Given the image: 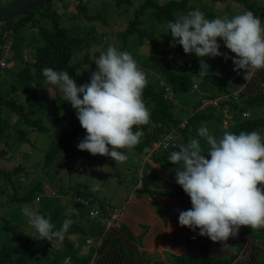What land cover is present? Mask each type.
<instances>
[{
	"label": "rangeland",
	"instance_id": "rangeland-1",
	"mask_svg": "<svg viewBox=\"0 0 264 264\" xmlns=\"http://www.w3.org/2000/svg\"><path fill=\"white\" fill-rule=\"evenodd\" d=\"M118 1L119 0H84L83 2L89 15L99 14L107 19V23H103L102 20L89 22L84 19L82 14L76 9L79 2L78 0H52L51 2L53 4L52 8L60 15V19L64 25L69 29H73L76 34L88 36L94 31L93 33L98 38L91 47V50L96 48L105 50L109 46H114L120 51H127L133 56L138 67L147 74L148 84L152 83L154 77H156V73L150 68L147 69L143 67L145 59L149 54V42L146 41L144 44H140L138 38L134 36L131 37L126 46L122 48L123 42L120 41L119 35V33L127 28L128 22L133 18L135 10L144 0H131V4L124 3L121 5H118ZM168 1L170 0H159L160 3ZM191 4L200 11H214L220 18L225 19H230L237 14L247 11L243 4L235 0H225L222 3H215L212 2V0H191ZM10 5L11 2L9 0H0V8H6ZM254 7L259 10H264V0H254ZM184 14V12H178L177 18ZM43 24L50 26L51 22L49 19L45 18ZM31 25V23L26 24V27L21 30L14 42H12V35L10 32H8L4 39L0 37V46H3V50H0V62H5L8 66L6 69L0 68V83H2L3 89H8V93L14 101L24 104L27 102V97L21 87L19 74L26 64V61H30L31 59L30 57L32 54L30 55V47H35L40 42V28L38 24L35 26ZM143 26L149 31L156 32L160 39L170 40L178 44L171 34L168 33L169 30L167 29V25L159 26L154 22L150 14L145 16ZM219 43L221 47L224 46L223 41H219ZM163 49L166 50V52L170 50L168 47H164ZM172 52L177 53V51ZM172 52H170V55L176 57V54ZM179 54L174 64L177 65L179 71L183 74H190V70H186L187 59L184 57V54ZM192 55L197 57L195 54ZM232 56L234 57L235 54ZM221 57L223 58V56ZM202 59H206L209 65H205L207 72L205 75L206 78L213 77L218 79L222 78L224 74L226 77V89L230 92L227 96H233L237 93L233 91L241 87V80H243L245 73L244 76L240 78H236V76L229 74L227 69H225L224 73L223 64L229 65V60L220 59L219 56ZM73 63L77 72L85 75L90 82L91 74L96 70V67L91 64H86L83 61V54L75 57ZM227 67L229 68V66ZM243 71L245 72V70ZM158 78L155 79V82L159 79L164 82L163 79ZM206 78L195 79L190 77L189 84L184 89L176 92L171 91L172 95L171 93L167 94L170 99L171 97L174 98L173 103L175 104L174 108L177 116L180 117V112H182L181 116L184 115L185 118L193 114L203 94L214 97L217 96L219 91L217 88L218 86L216 84L214 86V84L206 80ZM237 82H239V85H237ZM194 84H197L199 89H194ZM47 97V102L49 101V111L44 115V122L50 129L47 134L27 129L26 131L29 132V141L21 142L12 135L7 140V147L4 141L0 140V150L5 148L7 151L6 155L0 159V169L6 170L7 172H14L19 166L24 168L21 173H12L10 183H7L0 177V247L7 244L9 241L21 243L27 239H39V237H32L35 230L28 223V218L22 212V209L28 205L42 214L45 218L52 217V223L55 224L56 228L61 227L66 218L72 219L74 223L65 234V237L67 240L73 241L76 253L81 257H92L93 254H95V250L91 245H87V239L91 242L96 240V236L92 230L93 228H98L99 225L97 221L88 217L89 208L85 207L84 204L78 200L75 196V190L78 188L89 194L95 193L98 195V201L90 205V208H98L100 201L103 204H112L122 209L130 199L131 194L135 192L138 193L136 188L142 183L143 177L147 175L145 162L151 160L149 156L152 152V148H147L143 155L137 153L133 148L123 149L121 151L126 153L128 159L124 163H116L114 159L108 156H94L87 151L79 150L78 144L84 137L73 135L70 139L71 149L68 156L66 157V153L61 154L55 161V165L52 169H49L45 166V155L47 150L54 145L57 139V127L59 124L57 119L64 123L73 122L75 124V129H82L85 134L86 130L82 128L74 112L75 110L69 102L65 101L62 92V100L60 99V103H54L51 95H47ZM241 111H245V108H241ZM210 112H214V116H212L211 119L199 120L191 124L186 131V134L190 138L189 140H200L205 151L209 146L206 141L198 135V129L200 127L207 126L211 134L219 139L225 132H230L232 130V124H234L232 117L234 114L224 116L223 118L217 111L210 110ZM250 113L252 118L264 119V109H250ZM4 118L10 121L15 128H27L22 125L20 119L10 108L5 109ZM225 118H227V121L231 124L230 126L228 124V127H224L223 125V120ZM255 131L264 135V129H257ZM178 136L179 135H177V137ZM148 164H151L152 167H157L153 162H148ZM179 167V164L171 166L173 170H177ZM21 179H24V181ZM153 182H155V180ZM38 183L42 186V191L36 194L41 198L40 202H38L35 197L26 203H22L17 199L24 196L30 188H34ZM157 184L163 187L165 183L157 182ZM97 185H99L98 190L93 191L92 189ZM160 191L163 194L168 192L163 188H161ZM52 192L57 193L58 196H53L51 194ZM176 192L178 191L176 190L175 193ZM181 192L184 197L183 191ZM14 193L17 194L14 195ZM142 195L144 194H140V196ZM148 197L152 196L148 194ZM76 228H78V230ZM246 233L248 237L254 239L255 249L260 253L264 262V247L260 245V241L264 239V229H251L248 227ZM65 237L62 241H57L52 245L50 243V248L46 254L36 257L28 264H50L56 260L61 264H65V258L68 257ZM73 264H77V262L73 261Z\"/></svg>",
	"mask_w": 264,
	"mask_h": 264
},
{
	"label": "clouds",
	"instance_id": "clouds-1",
	"mask_svg": "<svg viewBox=\"0 0 264 264\" xmlns=\"http://www.w3.org/2000/svg\"><path fill=\"white\" fill-rule=\"evenodd\" d=\"M167 29L186 54L200 58V75L207 74L208 64L202 58L217 56L232 59L234 70H245L247 81L257 71L264 70V20L250 10L230 19H208L202 11L192 10L169 21ZM219 41L235 56L221 52ZM92 53L96 70L89 83L80 85L69 72L50 67L44 68L42 74L63 93L86 130L78 149L124 163L128 157L121 150L137 146L143 136L140 126L151 122L150 110L143 100L147 74L130 53L114 46L106 50L96 48ZM160 83L165 85L162 80ZM166 88L172 91L169 86ZM170 100L174 102L173 97ZM198 135L209 146L207 151L200 140L191 139L180 144L169 157L171 163L180 165L175 170L176 183L190 197L192 205L180 212L179 225L194 232L199 229L200 236L213 242H227L238 235L242 226L264 229V135L258 131L225 132L217 139L207 126L200 127ZM98 188L99 185L92 190ZM22 212L35 230L32 237L51 245L62 241L74 223L66 218L57 229L50 218L31 206L26 205Z\"/></svg>",
	"mask_w": 264,
	"mask_h": 264
},
{
	"label": "trees",
	"instance_id": "trees-1",
	"mask_svg": "<svg viewBox=\"0 0 264 264\" xmlns=\"http://www.w3.org/2000/svg\"><path fill=\"white\" fill-rule=\"evenodd\" d=\"M21 1L24 0H14L11 2V5ZM78 1L76 9L82 14L84 19L89 22L102 20L103 23H107V19L99 14L89 15L86 6L83 3L84 0ZM224 1L225 0H212V2L215 3H222ZM235 1L243 4L246 10L252 11L254 15L264 20V10H259L254 7V0ZM124 3L131 4V0L118 1V5ZM52 6V2L49 1L47 4L40 7L18 13L0 21V37L4 39L8 32H10L12 35V42L16 41L19 33L28 23H31L33 26L38 24L40 28V42L35 47H30V55L32 54L30 57L31 59L30 61H26V64L19 74L20 84L27 97V102L24 104L14 101L8 93V89H3L2 83H0V140L4 141L6 147L7 140L12 135H14V137L21 142L29 141V132L26 131L27 129L42 134H47L50 131L44 122V115H46L49 111V101L47 102V95H51L54 103H60L61 92L56 86L51 85L46 81V78L42 74V70L44 68L50 67L56 71H67L72 75L78 84L83 85L85 83H89V80L85 75L77 72L73 63L74 58L83 54V61L86 64H91L96 67L91 50V47L98 38L93 33L94 31H92L88 36H80L76 34L73 29H69L64 25L60 19V15L52 8ZM3 9L4 7L0 8V10ZM192 10L198 9L191 4V0H170L165 3H160L159 0H144L135 10L133 18L130 22H128L127 28L123 32L119 33L120 41L123 42L121 46L122 48H124L130 38L134 36L138 38L140 44H144L146 41L149 42V54L145 59L143 67L154 70L156 75L165 82V85L162 86V83H160V79L158 78L159 80L156 82L154 80L152 83L147 84L143 91V100L147 108L150 110L151 122L147 125L140 126L139 130L143 131V136L141 138V142L133 149H135L137 153L143 155L147 148H152V146L156 143L161 144L164 141V137L169 134H174L175 146L170 144L167 149H163L164 147L162 146L157 153L152 155L151 160L155 165H157V167H152L145 162L147 175L142 179V188L146 187L152 197L155 195L169 196L172 198L178 196L181 199V203L188 205L190 208L192 207L190 197L183 191L182 187L176 183V171L171 168L174 164L170 162L169 157L173 151L178 150V146L180 144H186L190 141L189 136L186 134L189 126L199 120L211 119V117L214 116V112H210V110L199 111L197 107L193 114L186 118L187 126L182 129L180 127L182 121L178 118L175 112V104L167 96L166 86H169L172 91L176 92L184 89L189 84L190 77L195 79H205L206 77L205 75L199 74L201 71V62L199 58L192 54H186L183 47L179 44L171 42L170 40L160 39L156 32L145 29L143 24L145 16L149 14L152 16L154 22L161 26L167 25L169 21H174L177 18L178 12H184L186 14ZM202 12L208 19L219 17V15L214 11ZM45 18L50 20V26L43 24V20ZM174 44L175 46L173 47ZM164 47H168L171 51L168 50V52H166V50L163 49ZM0 50H3V46H0ZM172 51H177V53ZM220 51H223L229 57H233L232 55L235 54L225 46H222ZM170 52L176 54V57L173 55L171 56ZM179 53L184 54V57L187 59L186 70H190V74H183L179 71L177 65L174 64L175 59L178 58V55H180ZM95 56H99L98 51L95 52ZM219 57L220 59H225L224 57ZM228 60L229 65L223 64L224 73L225 69H227L229 74H234L232 71L234 66L233 61L232 59H227V61ZM227 66H229V68ZM259 77L264 83V70L259 71ZM225 78L224 74L222 78L218 79L213 77L206 78V80L212 82L214 86L216 84L219 90L217 96L214 97L207 95L206 99H209L210 97H222V99H224L220 105V110L215 111L223 114V110L227 109L229 111L227 116L234 114V116H232L234 124H232V130L230 132L239 134L241 131L251 132L257 129H264L263 118L245 119L243 117L245 112L250 113V109H256L259 105H264V92H260L256 96L247 97L241 102H238L237 100H234V95L227 96L226 93L228 91L225 85ZM6 108H10L20 119L22 125L27 128H15L10 121L5 119L4 111ZM241 108H245V111H241ZM74 112L76 114V110ZM57 120L59 121L57 127V139L54 145L47 150L45 155V166L49 169H52L55 165V161L61 156V154L66 153V157L68 156L71 149L70 139L73 135L82 137L86 136L82 129H75V124L73 122L64 123L59 119ZM230 125L231 124L229 122V126ZM133 130L136 131L137 129L134 128ZM177 135L179 136L177 137ZM6 152L5 148L0 150V159L6 155ZM23 170L24 168L20 166L17 167L14 172H7L6 170L0 169V177H2L7 183H10L12 173H21ZM154 180L155 182H153ZM170 181L173 182L171 185L169 184ZM157 182L165 184L161 187L157 184ZM161 188L166 189L168 192L163 194L160 191ZM176 190L178 192L175 193ZM39 191H42L40 183L32 189L30 188L24 196L17 199H19L22 203H26L34 197L37 199L39 196L36 194ZM181 191H183V194L185 195L184 197L182 196ZM15 194L17 193H14V195ZM138 195L140 196L139 193ZM75 196L77 198H86L90 202V205H93L96 201H98V195L95 193L89 194L88 192L79 190L78 188L75 190ZM146 196H148V194H144L140 197ZM40 201L41 199L38 202ZM99 203L101 207L104 205L100 201ZM139 208L143 210L141 207ZM160 213H162L164 218H166L167 215L165 216V213L161 211ZM50 220L53 222L52 217ZM98 224L104 227L101 223ZM186 228L187 245L189 250L184 254L175 256V264H236L239 257L247 247L246 236L248 234L246 232V236H242V234L240 236L238 233L236 237H230L227 242H213L206 236H200L198 234L199 229L194 232L188 227ZM65 239L68 253V257L65 258V261H75L77 263L80 261L82 262L81 264H88L90 262V258L82 259L81 256L76 253L73 241L67 240L66 237ZM103 245L104 244H102V246ZM49 248L50 242L41 238L33 240L27 239L21 243L17 241H9L7 244L0 247V264H28L36 257L46 254ZM255 248L256 247L254 246V249ZM122 249L123 250L112 249L108 252L104 264H123L124 248ZM254 253L256 255L253 254L254 256L252 255L250 258L248 257L245 260L239 261L238 264H258V257H260L259 264H264L260 253L256 251V249ZM50 264L61 263L56 260Z\"/></svg>",
	"mask_w": 264,
	"mask_h": 264
},
{
	"label": "crops",
	"instance_id": "crops-1",
	"mask_svg": "<svg viewBox=\"0 0 264 264\" xmlns=\"http://www.w3.org/2000/svg\"><path fill=\"white\" fill-rule=\"evenodd\" d=\"M244 73L243 70H240L239 73H234L232 75L236 76V78H240L244 76ZM156 78H158L157 75L154 77V80ZM241 81V87L233 91L237 92L234 95H237L235 100L238 102H241L247 97L256 96L258 93L264 92V83L259 77V71H257L249 81L244 78ZM237 85H239V82H237ZM194 89H199V86ZM228 93L230 92L226 94ZM207 95L208 94L202 95L198 105L199 110L201 107V100L204 98L206 99ZM210 99L218 98L210 97ZM220 108L221 107L211 106L205 109V111H215L220 110ZM260 109H264V105H259V107L256 108V110ZM222 113L223 114L219 112V115L223 118L227 116L224 112ZM181 114L182 112H180V117L178 116V118L183 122L186 118L184 115L181 116ZM148 162L150 163L152 160H148ZM172 183L171 181L169 182L170 185ZM141 188L142 184L137 186L136 189L138 193ZM138 193L135 192L131 194L130 199L122 208V217L114 228L107 230L105 227L100 226L98 224L99 222L97 223L99 227L93 228L92 232H94L96 240L92 238L94 241H92V244H88L89 239H87V245L93 247L95 254H93L92 257H81L82 259L90 258L88 264H104L108 252L112 249L123 250L122 248H124L123 264H175V256L188 252L187 228L180 226L178 219L180 212L190 207L181 203V199L178 196L174 198L162 195L140 197ZM160 211L165 213V216L167 215L166 218H164ZM76 229L78 230V228ZM247 229V226H242L239 231L240 236L241 234L242 236L245 235ZM246 241L247 247L239 257L238 262L248 257L250 258L253 254L256 255L254 253V239L247 235ZM102 244L104 245L102 246ZM260 245L264 247V239L260 241ZM257 261L259 264L260 257L257 258ZM238 262L236 264H238ZM81 263L82 262L79 261L77 264ZM65 264H73V262L70 261L66 263L65 261Z\"/></svg>",
	"mask_w": 264,
	"mask_h": 264
},
{
	"label": "built area",
	"instance_id": "built-area-1",
	"mask_svg": "<svg viewBox=\"0 0 264 264\" xmlns=\"http://www.w3.org/2000/svg\"><path fill=\"white\" fill-rule=\"evenodd\" d=\"M10 1H12V0H10ZM0 67L6 68L7 64L5 62H0ZM232 71L234 73L240 72V71L237 72L236 70H234V66L232 68ZM195 88H197V85H195ZM166 90L168 93H171V92H169L170 91L169 88H166ZM234 97L237 98V95H234ZM223 101H224V99H222V98H218V99H210V98L205 99L204 98L201 100V107H200L199 111H205V109H207L208 107H211V106L220 107V105ZM223 112L225 114H227L228 110L224 109ZM244 117L250 118L251 114L246 112V113H244ZM227 120L228 119H225L223 121L224 127H228L227 125L229 124V122ZM186 125H187V122H184L181 124V127L185 128ZM174 142L175 141H174L173 134H169L168 136L164 137V141L161 144L156 143L152 146V152H151L149 157H151L153 154L157 153L159 151V149H161L162 146L164 147L163 149H167L170 146V144L175 146ZM10 162H12V161H10ZM22 181H24V179H22ZM51 194L53 196H58V194L55 192H52ZM37 200L39 201L40 198H37ZM78 200L82 204H84L85 207L89 208L88 217L94 221L101 223L107 230L114 228L117 225V223H119V221L122 217V213H123L122 209H119L112 204H104L102 207L99 205L98 208H90V202L87 199L78 198ZM88 244H92V242L90 240H88ZM66 262L68 263L69 261H66Z\"/></svg>",
	"mask_w": 264,
	"mask_h": 264
},
{
	"label": "water",
	"instance_id": "water-1",
	"mask_svg": "<svg viewBox=\"0 0 264 264\" xmlns=\"http://www.w3.org/2000/svg\"><path fill=\"white\" fill-rule=\"evenodd\" d=\"M49 1L52 0H24L22 2L13 4L9 7L4 8L3 10H0V21L18 13L26 12L33 8L40 7L44 4H47ZM139 194H149V190L144 187L139 191Z\"/></svg>",
	"mask_w": 264,
	"mask_h": 264
}]
</instances>
